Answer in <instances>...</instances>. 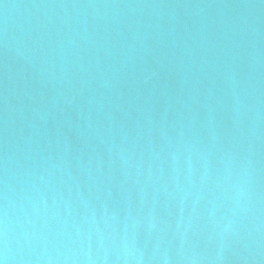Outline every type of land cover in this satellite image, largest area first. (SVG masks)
<instances>
[{
	"label": "water",
	"instance_id": "water-1",
	"mask_svg": "<svg viewBox=\"0 0 264 264\" xmlns=\"http://www.w3.org/2000/svg\"><path fill=\"white\" fill-rule=\"evenodd\" d=\"M0 264H264V0H0Z\"/></svg>",
	"mask_w": 264,
	"mask_h": 264
}]
</instances>
